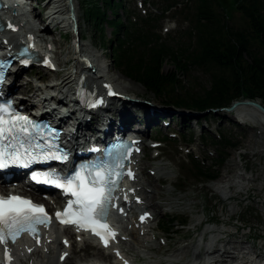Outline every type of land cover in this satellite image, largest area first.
<instances>
[{
    "label": "rangeland",
    "instance_id": "1",
    "mask_svg": "<svg viewBox=\"0 0 264 264\" xmlns=\"http://www.w3.org/2000/svg\"><path fill=\"white\" fill-rule=\"evenodd\" d=\"M105 1L78 0L76 7L80 14L79 22L82 32L78 37L74 38V32L64 29L63 26L58 27L59 29L57 28L58 30L55 31L56 28L53 24H50V31H46V33L48 32V38H55L56 43H53L52 46L58 47L60 56L57 58H61V63H63L62 71L74 69L75 58L79 54V44L89 45L99 55V59L104 62L110 75L118 79L116 83L118 88L126 87L124 88L126 92L122 90L124 94H130L133 98L141 101H150L155 108L152 110L153 114H156V109L165 113L153 118L147 112L151 109H148V106L146 108L143 106L147 105L146 103H142L143 105L138 107L139 103L126 102L129 109L132 110L128 111L129 117H137L139 122L146 126L143 128L145 131H140L143 138L145 140L153 139L145 141L147 147L142 154L143 172L141 176L144 184L148 185L147 188L153 190L150 198H154L159 207L155 211L151 210L155 216L149 224L150 231L134 227H131L134 228L132 231L125 230L126 234L122 235L124 239H120L123 247L129 251L131 257H136L145 264H168L171 260L177 261L179 264H208V262H215L213 259L216 257L206 254L205 248L209 244H213L214 241H218L215 243L217 249L222 250V247L226 245L223 243L230 241L233 246L244 247L248 252L254 251L246 258L239 259V263L245 264L244 261L249 260L248 256L250 255L253 258V264H264V123L256 121L257 119L244 118L236 110V112H226V110L220 109L217 113L206 111V114L198 115L199 113H194L195 111H188L167 103L165 97L147 90L141 83L116 69L111 60V53L115 49L114 46L119 44L118 35H116L118 32L116 33L115 28L110 26L107 21L102 24L103 31L100 30L95 19L88 18L85 10L92 3L98 4L105 12L106 19H112L115 16L114 9L108 6V2ZM169 1L124 0L125 8H117V10L125 22H128L129 17L135 22L148 19L149 27V23L154 24V21L150 20V22L149 19H158V27L155 29L158 34L174 48H183L181 52H184L190 44L188 31H191V28L190 22L186 20L188 9L185 8V2H182L169 13L162 15V10ZM220 2L228 7L230 5L229 0H220ZM32 3L34 6L31 12L43 17L45 15L43 11L45 0H32ZM37 23L41 24L40 21ZM231 23L243 26L244 19L237 10L232 12ZM43 24L44 27L47 26V24ZM53 33L54 36H49ZM101 34H103L102 38ZM84 54L81 53L80 58ZM58 62L60 63V61ZM173 64L171 61L166 62L164 70L166 72L175 71ZM175 73L181 81L176 92L184 90L201 92L211 84L209 74L196 67L189 68L187 73L178 71ZM52 74L47 69L37 67L28 69L24 75H19V79H21L20 82L18 80L19 87L26 86L27 81H33L38 86L51 83ZM30 87L35 88L32 83H30ZM118 100L122 101V99ZM167 111L170 112L167 113ZM115 113L117 114V111ZM143 117L147 123H149L148 119H151L152 122L147 125ZM161 119L170 120V126H162ZM219 129L227 135L234 136L239 147L230 149L224 164L221 166L218 164L217 178L203 180L195 178L193 175L186 178L187 168L193 161L186 160L188 152L200 159L204 158V163L207 166H212L215 163L218 154L210 140L204 141L201 134L204 130L212 134ZM175 132L178 135L176 140L163 138L168 133L176 134ZM183 133H186V136ZM191 136L193 143L189 146L190 149H186V144ZM154 139L164 141V146L157 149L150 148ZM157 150H161V155L158 158L155 157ZM195 157L192 156L193 159ZM157 166H163L165 171L169 172L170 181L162 173L154 170ZM152 170L155 171V174L151 173ZM225 175L230 179H224ZM165 178L168 180L167 182ZM221 180L228 181L223 182L219 189L216 185ZM240 181H243V184H240ZM231 185L241 186L243 191L235 195ZM150 198L147 200L148 202L151 201ZM134 212H128L127 219L124 220L125 224H128L127 229L131 225L128 221L133 218ZM174 217L178 220H187V223L183 226H172L170 233L160 230L164 221ZM203 238L204 241H202ZM72 240H76L73 245L76 254H74L72 264L104 259L103 255L98 253V251L102 252L101 250L84 244L85 239L74 237ZM233 246L226 248L232 249ZM196 250L202 252L198 259L193 256ZM231 252H234L233 256L240 257L237 251L232 249Z\"/></svg>",
    "mask_w": 264,
    "mask_h": 264
},
{
    "label": "trees",
    "instance_id": "2",
    "mask_svg": "<svg viewBox=\"0 0 264 264\" xmlns=\"http://www.w3.org/2000/svg\"><path fill=\"white\" fill-rule=\"evenodd\" d=\"M106 1L114 9L112 19H106L98 4L92 3L85 10L88 18L95 19L100 30L103 31L102 24L107 21L118 32L119 44L114 46L111 60L127 77L165 97L167 103L188 111L211 112L241 99H258L264 105V0H229V7L220 0H168L162 15L182 2L188 9L186 20L190 22V44L184 52H181L183 48H174L158 34L155 30L158 19H149L154 21L149 27L148 19L135 22L129 17L125 22L117 10L125 8L124 0ZM233 10L240 12L243 26L231 23ZM169 61L174 63L178 72L187 73L192 67L203 70L210 76V86L201 92H176L181 81L175 71L164 70V64ZM203 138L212 143L218 154L216 161L207 166L202 159H193V155H189L193 161L187 168L186 178L192 175L203 180L217 178L218 164H224L230 149L239 147L235 137L221 129L217 134H207ZM190 142H193L192 137ZM186 221L174 217L164 221L161 229L170 233L172 226L184 225Z\"/></svg>",
    "mask_w": 264,
    "mask_h": 264
},
{
    "label": "bare ground",
    "instance_id": "3",
    "mask_svg": "<svg viewBox=\"0 0 264 264\" xmlns=\"http://www.w3.org/2000/svg\"><path fill=\"white\" fill-rule=\"evenodd\" d=\"M78 0H45V5L43 7V11L45 15L42 17L40 15H36V13H32V17H29V12H20L19 6L17 3L13 0H7V6L4 10L5 14L7 15L8 20H2L0 22V27L3 28L0 30L1 40L2 42H5L7 39L11 40L12 43L15 46H19L20 44L25 43H32V48L37 49L40 51L44 56H50L52 58L51 63L49 64L50 67L47 71L49 73H53L51 76L53 79H51V83H45L44 85H39L34 83L33 81H27L25 84L21 87L18 86V82L15 83L12 87V90L17 88L16 94H22V98H26L28 100L27 104L30 106H33L34 108H38V106H43V104H48L51 100L54 98H48L49 95H59L63 94L65 98L68 97V93L73 91L74 86H76L79 82L80 78V71L83 69V72L89 73L92 72L94 74V78L91 79L93 76L90 77L87 76H81V82H84L85 84H88L89 86H93V92L100 95V98L103 99V107L102 110L97 109H90L89 111L85 112L90 115L91 118H93L95 115L96 117H103V112L105 111L106 114H113L116 115V117H108L111 119V124L116 126L119 123L118 116L122 119L123 123L120 121V125L123 126V130H126V132H131L132 129L136 128L135 123L139 122V119L137 117H129V112L132 111L129 109V106L127 103H123L122 106L119 109H115L114 103L120 102L117 98V94H122L124 96H132L130 94H124L122 92L125 91V86H122L121 88H118V85L116 84L118 82V79H115L107 70V67L105 66L104 62L99 59V55L95 53L93 49L90 48L89 45L79 44L78 45V52L79 54L76 56V65L74 69L68 70V71H62L61 67L63 66V63H61V58H57V56H60V52L58 51V47L55 48L53 43H56L55 38L52 37L51 39L48 38V32L50 31V24H53L55 31H57L59 28L62 27L64 29H68L71 32H74V38L78 37L81 32V26H80V14L76 7V3ZM40 21L41 24H38L37 22ZM47 24V26L44 27V24ZM17 26V29L14 30V28ZM58 28V29H57ZM38 32H41V35H38ZM52 32V31H51ZM54 36V33L49 35ZM32 37V38H30ZM41 38V39H40ZM62 39V37L60 36ZM20 41V42H19ZM85 53L80 58V54ZM37 61H40V56L36 55ZM60 61V63L58 62ZM66 63V62H65ZM84 64H90L94 68L88 67L85 68ZM43 69V68H42ZM48 73V72H47ZM90 74V73H89ZM18 77V74H17ZM44 82L46 80H43ZM108 82L112 85L113 89L116 90V95L113 97H107V91L109 92L110 89L105 90L104 89V83ZM30 83L35 87H30ZM36 86H38L36 88ZM126 92V91H125ZM64 98V99H65ZM131 104V103H130ZM142 103L138 104L141 105ZM144 104V103H143ZM142 104V105H143ZM67 104L63 101H59V105L55 107L54 109H51L50 116H53L55 113L59 112L61 107H66ZM109 106V107H108ZM145 108L148 105H143ZM149 107V106H148ZM107 108V109H106ZM153 107H149L147 112L149 115H151L153 118L156 117V115L165 114L163 111L159 112L160 109H156V114H153ZM155 109V108H154ZM238 111L244 118L247 119H254L258 122L264 123V112L261 111L259 108H257L254 105L240 102L236 104V106L233 108V110L226 112H232V111ZM117 111V114L115 113ZM235 111V112H236ZM170 111H167L169 113ZM224 112V111H223ZM256 112V113H255ZM238 114V113H237ZM259 114V115H257ZM76 116V115H75ZM86 115L81 116L78 119L79 122V132H83L87 128H90L91 130L96 127L98 128V125L93 123V121H86L85 119ZM73 118V117H72ZM103 118H100V121ZM242 120V119H241ZM149 122H152L151 119H148ZM154 121V120H153ZM243 121V120H242ZM247 121V120H246ZM254 122V121H253ZM89 130V129H87ZM96 130V129H95ZM141 130V129H140ZM138 130V132H140ZM142 132V131H141ZM145 134V132H144ZM142 157L141 155H138L135 158L134 166L137 169V178L134 182V187L136 188V193L131 194V197L140 196L141 202L139 203L140 206L145 208V211H151L156 210L159 206L155 202L154 198H150L151 194L153 193V190H150V188H147V184H144V181L142 180V176L140 175V170H143V166L141 163ZM157 170L160 174L162 173L167 179L170 181V178L168 177L169 172L165 171V168L163 166H157L154 168V170ZM164 178V177H163ZM224 179H230L229 176L225 175L223 177ZM23 182L25 179L22 180ZM228 180H221L220 183L216 185V187H219L221 189L222 183L226 182ZM130 187V186H129ZM223 190V189H222ZM127 195L129 197V194L124 193L123 196ZM54 198V204L60 202L59 197H53ZM151 199V201H147L148 199ZM229 199V198H228ZM116 214H120L119 211H113ZM144 213V212H143ZM154 219H149V222H152ZM137 224V221H136ZM128 225V224H127ZM138 227L143 228L145 230H151V226L149 224H145L142 227L137 224ZM122 229L124 233L122 235L126 234V227L123 224ZM149 230V231H150ZM51 231V230H50ZM57 233V232H56ZM55 232H47L45 236L41 237L39 241L35 243H29V244H22V245H16L15 251H14V260L11 262V264H72V259H74L76 254V250L74 249L73 245H75L74 241H71L73 238V234L69 230L64 231V235L62 233L56 234ZM63 238H67L70 243L71 247L67 248L63 244ZM122 238V236H121ZM223 244H226L224 247V251L222 252L221 249H215L212 253H209L213 255L215 259V264H230L234 261H237L240 259L239 256H233L234 252H231V250H235L238 252V254L243 255V258H246V256L250 253H253V250L245 251L244 247L238 248L237 246H233V243L224 242ZM233 246L232 249H228L226 247ZM30 250V252H29ZM68 251L69 255L66 258L64 262L61 261L62 254ZM120 253V258L116 262V264H119L120 260H129L128 254L126 250H116ZM98 253L102 254L103 258L106 260L108 257H106L105 252ZM208 254V253H207ZM73 258H72V256ZM202 255V252L199 250H196L194 252V258L198 259ZM261 257V256H260ZM242 261V260H241ZM245 264L249 263V260L244 261ZM81 263V262H80ZM1 264V263H0ZM168 264H179L177 261H170ZM211 264V263H208ZM253 264V263H252Z\"/></svg>",
    "mask_w": 264,
    "mask_h": 264
},
{
    "label": "snow or ice",
    "instance_id": "4",
    "mask_svg": "<svg viewBox=\"0 0 264 264\" xmlns=\"http://www.w3.org/2000/svg\"><path fill=\"white\" fill-rule=\"evenodd\" d=\"M11 106L0 105V139L8 141L6 144H0V169L8 168L10 165H20L27 167L36 159L32 155L30 159H25L29 155V148L25 147V141L18 139V133H24L25 137L29 134L25 131L28 124L27 118L11 116L5 120L3 114H7ZM22 122V123H21ZM55 159L56 157H51ZM36 179L35 175L33 176ZM47 183L48 180L41 181ZM109 181H105L99 176L91 179L77 173L75 176L63 178V183H57V187L64 188L70 192L76 199L70 201L64 213L65 216L71 213L72 205H79L76 219L69 220V223L96 224L99 217L106 216L105 204L109 200L110 188L105 186ZM57 218L61 213H57ZM47 213L42 205H36L32 201L18 196L0 197V243L4 242L6 237L14 238L21 231H29L31 225L45 223ZM99 228L107 229L106 224H99ZM97 235H101L96 227L92 229ZM103 238V237H102Z\"/></svg>",
    "mask_w": 264,
    "mask_h": 264
},
{
    "label": "water",
    "instance_id": "5",
    "mask_svg": "<svg viewBox=\"0 0 264 264\" xmlns=\"http://www.w3.org/2000/svg\"><path fill=\"white\" fill-rule=\"evenodd\" d=\"M240 102H244V103H248V104H251V105H254L256 106L257 108H259L261 111L264 112V105L260 102V100H251V99H244V100H241V101H235L232 105H231V108H234L236 106V104L240 103ZM214 113H217L218 110H213ZM194 113H199L198 115H201V114H205V113H201V112H194Z\"/></svg>",
    "mask_w": 264,
    "mask_h": 264
}]
</instances>
